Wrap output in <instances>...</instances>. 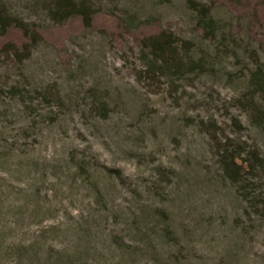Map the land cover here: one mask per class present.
Listing matches in <instances>:
<instances>
[{"label":"rangeland","instance_id":"obj_1","mask_svg":"<svg viewBox=\"0 0 264 264\" xmlns=\"http://www.w3.org/2000/svg\"><path fill=\"white\" fill-rule=\"evenodd\" d=\"M4 1L52 30L41 0ZM249 1L235 4L241 13L232 2L214 5L219 30L208 41L184 0H92L130 27L157 18L206 53L208 72L180 80L175 92L165 80H137L140 49L110 27H65L63 56L44 40L20 66L1 64L0 86L29 93L0 96V264H45L57 254L70 264H264V184L253 180L243 197L198 124L213 120L221 139L255 144L264 159V133L233 105L253 68L249 49L264 63L235 16L250 13ZM34 89L60 102L29 99ZM95 94L106 118L91 108Z\"/></svg>","mask_w":264,"mask_h":264},{"label":"trees","instance_id":"obj_2","mask_svg":"<svg viewBox=\"0 0 264 264\" xmlns=\"http://www.w3.org/2000/svg\"><path fill=\"white\" fill-rule=\"evenodd\" d=\"M184 2L195 14L194 31L202 40H214L219 30V23L211 15L214 5L232 2L236 6L232 9L233 12L241 13L240 5H235L239 0H208L207 2L184 0ZM249 3L253 7L250 13L235 16L238 20L245 18L248 39L256 42L264 51V0L254 2L250 0ZM41 7L51 21L52 30H56V34L35 22H26L12 12L4 0H0V66L9 62L20 66L30 57L37 44L46 42L44 40L52 42L54 47L58 48L60 56H63L64 53L62 54L60 50L65 48L61 42L63 35L60 36V31L68 32L65 27L71 31H76L77 28L94 29L95 27L105 34L110 27L113 33L121 37H125L126 34L132 36L133 43L140 49L139 59L143 64L142 68L135 70L136 78L150 87H159L165 80L170 92H175L180 80L190 76L193 77L192 80L208 72L211 67L206 53L202 49L195 50L193 40L182 38L171 28L163 27L157 18L146 19L130 27L113 12H103L95 7L92 0H41ZM238 28L240 29V26L237 25L232 30ZM111 41H115V38H111ZM248 57L253 68L248 70L249 74L245 79L246 89L234 99L233 105L245 111L252 125L264 133V63L253 49H249ZM24 92L29 93L28 90L20 89L15 85L6 90L0 86V96L8 93L13 97H19ZM31 94L29 99L32 100L41 98L46 102L50 100L60 102L58 94L51 90L45 93L43 90L34 89ZM91 108L101 118H106L110 112L105 100L97 98L96 94ZM198 124L211 140L223 175L230 183L241 188L242 194L248 191L253 180L264 184V159L257 145L233 140L227 136L221 139L218 135L221 127H217L213 120L206 122L200 120ZM232 124L238 131L242 129L241 124L234 118ZM64 255H49L45 259V264H50L48 261H51V258L54 259L52 264H70L74 261L72 257L66 258V254ZM23 258L25 254L20 253L18 260L22 261ZM35 258L28 257V264H35Z\"/></svg>","mask_w":264,"mask_h":264}]
</instances>
